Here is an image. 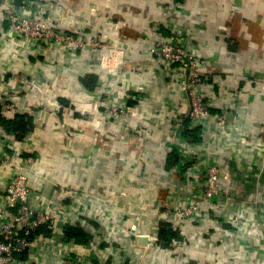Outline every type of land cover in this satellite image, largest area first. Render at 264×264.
<instances>
[{"label":"crops","instance_id":"crops-1","mask_svg":"<svg viewBox=\"0 0 264 264\" xmlns=\"http://www.w3.org/2000/svg\"><path fill=\"white\" fill-rule=\"evenodd\" d=\"M58 1L64 5L63 26L75 36L98 40L100 49L80 55L64 47L51 48L24 40L0 16V99L8 97L16 105L13 111L0 110V118L28 116L32 125L18 141L0 123V138L14 145L22 162L38 161L35 173L28 174L33 208L58 205L63 209L54 232L42 227L50 234L37 233L38 238L32 240L28 250L18 246V261L61 264L66 255L98 260L107 252V245L101 243V226L94 220L101 211L102 218L112 222L108 223L113 226L112 233L116 227L126 229L116 240L119 245L129 248L136 241L145 246L147 239L143 245L133 233L147 236L155 212L166 201L173 206L185 203L189 189L181 174L198 167V161L215 162L223 172L229 171L232 196L239 202L234 206L225 203L226 212L261 224L264 236V0H173L182 6L177 17L168 14L169 0L53 2ZM0 3L16 6L14 0ZM170 18L174 25L169 28L178 34L180 45L209 63V76L218 77L223 82L222 89L234 91L239 86L240 93L243 83L237 78H255L252 91L240 93L241 116L226 110L230 146L220 133L201 135L198 130V159H183L180 144L171 135L174 117L188 110L185 95L177 94L160 58L143 53L173 33L166 27ZM111 45L125 50L117 72L99 68L100 56ZM31 78L38 81L39 90L46 88L48 94L29 92L21 80ZM122 90H128L134 99L124 103ZM218 91L214 90V96ZM115 100L133 109L132 116L124 122L107 119L105 108L100 106L103 103L108 107ZM69 108L75 112L73 120L67 115ZM238 120L254 139L248 151L239 149ZM213 127L214 124L209 129ZM129 128L141 131L138 140L132 132L123 133ZM9 178L8 169L1 165L0 205ZM65 190L71 193L63 197ZM75 193L79 196L73 201ZM98 208L101 211L96 213ZM67 226L80 227L90 236L89 242L69 244L62 238ZM110 235L107 232L105 237ZM241 236L236 237L241 246L238 264H252L254 239ZM216 245L210 255H226L222 246ZM135 252L141 255L139 249ZM207 253L186 244L173 255L160 253V258L152 262L202 264L210 260H206ZM110 254L106 264H114L112 258L117 264H126L119 251Z\"/></svg>","mask_w":264,"mask_h":264},{"label":"built area","instance_id":"built-area-1","mask_svg":"<svg viewBox=\"0 0 264 264\" xmlns=\"http://www.w3.org/2000/svg\"><path fill=\"white\" fill-rule=\"evenodd\" d=\"M53 1L55 0H20L19 7L0 3L1 21L7 22L9 29L24 40L45 44L51 48L64 47L74 54L79 52L78 54L82 55L89 50L96 51L102 47L98 40H90L78 34L75 36L74 32L63 26L62 15L64 13L61 11L64 6L63 2ZM166 5L168 14H174L177 17V10L182 6L174 3L173 0H169ZM171 25H174L172 18H170L169 26L166 27L173 33L159 39L143 53L157 55L166 70V76L171 78V84L176 87L177 94L185 95L188 110L174 117L171 135L173 139H176V144H180L183 159H198L200 144L187 142L183 137L185 129L200 130L201 135L210 131L214 134L220 133L219 135L224 138L222 140L230 146L227 140L226 110H232L236 116H241L238 108L240 93L246 94L247 91H252L255 78L249 75L238 77V82L243 83L240 93L238 92L239 86L234 91L228 87L229 90L222 89L223 82L216 76H209V63L183 48L179 43L178 34L169 28ZM123 54L125 50L122 46H107V53L100 56L99 68L117 72V66L124 61ZM21 81L29 92L40 88L35 78ZM20 89H22L21 84ZM215 89L219 90L218 96H214ZM39 91L42 92L41 94H48L46 88ZM122 91L124 103L134 99L133 94L128 90ZM15 106L8 97L0 99L1 112L13 111ZM100 106L105 108V117L111 119L112 122H124L133 114L132 107L128 108L123 103L120 106L117 100L108 107L103 103ZM67 115L69 119H75V112L70 108L67 110ZM213 124V129H209ZM107 125H109L108 121ZM236 128L238 129L236 133L239 149L248 151L251 149L253 136L244 129L241 120H238ZM129 129L123 130V133L132 132L137 135L138 140L141 131ZM99 134L104 135L103 132ZM257 135L260 137L261 133ZM19 155L20 153L8 139L0 138V166L6 167L10 173V178L3 189V204L0 205V264H22L15 255L18 246L28 250L32 245V240L38 238L36 233L42 227L54 232L56 222L63 211L58 205L52 207L45 205V208L41 207L37 210L33 208L31 204L33 191L29 187L28 180L29 175L35 173L38 161L22 162ZM197 165L198 167L192 166L193 168H188L183 175L181 174L182 180L189 189L183 205L173 206L170 200L161 204L154 214V220L148 226L147 236L134 234L128 229L131 231L129 233H133L134 239H147L145 246H141L136 241H133L129 248L119 245L116 240L122 234L124 235L126 229L116 227L115 233H112L113 226L109 225L112 222L102 218V211L98 208L96 213L101 212L99 216L95 214L97 217L94 220L101 226V243L107 245L105 248L107 252L95 261L66 255L61 260V264H106L107 258L111 255L110 251L115 250L123 254L126 264H155L152 261L160 258V253L173 255L176 250L184 248L186 244L195 249L208 251L206 260L208 258L210 260L202 264H236V262L238 264L237 259L241 246L237 244L236 237H242V234L254 239L255 251L251 253L254 258L252 264H264L261 261L264 256V236H262L261 224L252 223L247 216L229 215L224 208L225 203L234 206L239 202L232 196L229 171L224 170L223 172L215 162L205 164L198 161ZM70 193L65 190L62 195L65 197ZM78 196L75 193L73 201ZM180 199L178 197V200ZM160 223L170 224L174 230H179L177 232L181 239L172 242L169 248L162 249L158 246L157 235ZM107 232L111 234L109 237H105ZM68 243L76 244L73 240H69ZM214 243L220 244L226 255L217 253L212 257L210 253L216 245ZM138 249L141 251L140 256L135 252ZM112 259L114 264H117L116 260ZM157 264L177 263L163 260ZM185 264L193 263L185 262Z\"/></svg>","mask_w":264,"mask_h":264},{"label":"trees","instance_id":"trees-1","mask_svg":"<svg viewBox=\"0 0 264 264\" xmlns=\"http://www.w3.org/2000/svg\"><path fill=\"white\" fill-rule=\"evenodd\" d=\"M88 87V82L85 84ZM0 123L2 124L6 132L13 133L16 140H21L31 129V119L28 116H16L14 120H5L0 118ZM183 137L186 141H194L198 143L200 141V136L198 130L185 129ZM38 234L49 235L50 233L44 228H40L37 232ZM36 233V234H37ZM158 246L162 249L169 248L174 241H179L181 237L178 232L173 229L170 224L161 223L159 225L158 231ZM64 240H73L76 244L85 245L89 242L90 236L85 234L80 227H65L63 230Z\"/></svg>","mask_w":264,"mask_h":264},{"label":"water","instance_id":"water-1","mask_svg":"<svg viewBox=\"0 0 264 264\" xmlns=\"http://www.w3.org/2000/svg\"><path fill=\"white\" fill-rule=\"evenodd\" d=\"M14 4L16 5V6H19L20 5V0H14ZM139 243H141V244H145L146 243V241H145V239L144 238H142V239H139Z\"/></svg>","mask_w":264,"mask_h":264}]
</instances>
